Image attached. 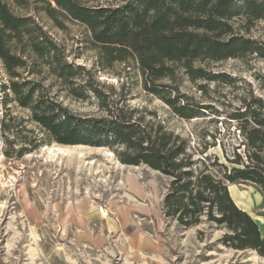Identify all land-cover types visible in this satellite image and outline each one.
I'll return each instance as SVG.
<instances>
[{"label": "rangeland", "instance_id": "rangeland-1", "mask_svg": "<svg viewBox=\"0 0 264 264\" xmlns=\"http://www.w3.org/2000/svg\"><path fill=\"white\" fill-rule=\"evenodd\" d=\"M6 1L15 15L30 19L29 28L41 27L59 47L60 61L75 68L69 84L50 70L48 60L27 58L13 79L38 82L36 93L45 100L84 116L105 113L102 99L90 90L97 88L115 106L135 109L133 118L161 120L186 138L195 159L209 156V165L218 155L219 163L231 170L242 166L228 160L238 159L239 153L248 163L236 114L253 105L254 98L264 99V19L245 26L244 18H234L237 31L256 40L259 51L195 61L227 79L193 80L178 66L173 79L157 81L161 94L194 115L183 117L145 87L136 59H111L82 21L64 11L57 19L51 17L46 0ZM79 1L88 7L124 2ZM8 45L15 52L30 48L26 38L16 35ZM10 80L0 56V264H264L257 249L226 244L223 237L230 229L205 214L190 227L167 216L163 204L171 177L160 170L124 163L108 146L65 144L47 136L31 109L17 101ZM227 184L236 204L251 214L264 237L260 185L251 180Z\"/></svg>", "mask_w": 264, "mask_h": 264}, {"label": "trees", "instance_id": "trees-1", "mask_svg": "<svg viewBox=\"0 0 264 264\" xmlns=\"http://www.w3.org/2000/svg\"><path fill=\"white\" fill-rule=\"evenodd\" d=\"M123 1L117 6L88 7L79 0H46L51 17L57 19L56 14L64 11L85 23L111 59H136L145 76V87L160 95L180 116L194 115L185 105L177 106L173 98L161 94L155 85L158 80L173 79L178 66L193 80L227 79L226 74L209 71L195 65V61H219L261 49L256 40L237 31L234 18H244L245 26L264 19V0ZM29 20L15 15L8 2L0 0V56L11 76L10 88L20 105L31 109L32 118L42 125L47 136L65 144L108 146L124 163H145L160 170L171 177L163 204L167 216L190 227L199 224L205 214L209 221L230 229L223 237L226 244L237 249L254 248L264 255V237L258 223L236 204L227 184L251 180L264 192V99L254 98L253 105L248 104L236 114L245 137L248 163L236 153L238 159L228 160L242 166L229 170L228 164L219 163L218 155L208 165L209 156L195 159L188 140L167 129L161 120L133 118L135 109L115 106L97 88L90 90L102 99L105 113L84 116L60 102L45 100L41 92L36 93L38 82L13 79L19 77L17 69L25 65L27 58H44L57 77L73 84L70 78L75 74L74 65L62 63L59 47L38 25L29 28ZM13 35L26 38L29 50L13 51L8 45ZM32 82L34 85L25 90ZM217 164L220 168L211 167Z\"/></svg>", "mask_w": 264, "mask_h": 264}]
</instances>
